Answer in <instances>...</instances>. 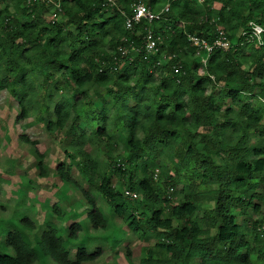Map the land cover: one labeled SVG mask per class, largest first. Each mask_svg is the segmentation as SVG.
<instances>
[{
  "label": "trees",
  "instance_id": "trees-1",
  "mask_svg": "<svg viewBox=\"0 0 264 264\" xmlns=\"http://www.w3.org/2000/svg\"><path fill=\"white\" fill-rule=\"evenodd\" d=\"M131 2L158 10L164 0H61L64 21L48 23L45 1L0 0V94L17 101L18 119L33 114L49 134L63 130L71 140L65 152L88 187L137 239H155L139 264H258L264 261V0H177L165 21L126 29ZM250 22L263 29L260 44ZM148 26L169 55L158 81L152 68L160 53L149 56L141 47ZM220 28L227 49L214 45ZM132 47L138 54L128 59L123 52ZM239 47L251 51L244 56ZM187 50L196 56L183 61ZM52 90L60 97L51 109ZM199 128L210 132H194ZM119 141L123 153L115 154ZM36 155L45 176L43 155ZM55 171L80 187L89 225L106 229L93 193L64 163ZM249 210L261 213L250 229L239 221ZM80 229L73 223L67 236L76 238ZM5 241L14 254H0V264H35L38 255L18 230ZM39 246L58 264H83L100 252L78 245L71 259L50 226Z\"/></svg>",
  "mask_w": 264,
  "mask_h": 264
},
{
  "label": "rangeland",
  "instance_id": "rangeland-1",
  "mask_svg": "<svg viewBox=\"0 0 264 264\" xmlns=\"http://www.w3.org/2000/svg\"><path fill=\"white\" fill-rule=\"evenodd\" d=\"M39 1H45L46 8L43 13L45 23L64 21L65 15L59 6L61 0ZM132 4L133 2L130 5ZM22 19H26L25 15L21 16ZM165 20L166 18L163 21ZM160 24L162 23L157 25ZM219 30L225 32L223 28ZM103 43L105 48L112 52V46L108 44L106 38L103 39ZM164 45L162 38L157 37V48L153 53L148 54L150 56V54L160 53L152 68V77L157 81L162 73V66L169 59ZM239 48L238 51L244 56L251 51L249 47ZM187 53V56H181V60L188 61L196 56V54L191 55L188 50ZM137 54L136 47L126 48L123 52V55L128 59H132ZM245 62L248 63L246 59ZM205 65L206 59H202V64L198 69L200 74L204 73ZM54 91L50 92L52 98H46L51 109L60 97ZM90 94L93 99H96L93 90H90ZM251 101L254 102V100ZM96 105L98 108L100 107L98 102ZM18 113L17 101L7 91H2L0 94V254H14V249L6 243L5 238L8 231L16 229L24 240L35 249L38 255L35 264H58L48 255H43L39 246L41 233L50 226L57 236L63 238L64 247L69 250L71 259L75 255L76 247L84 245L89 253H93L97 249L100 252L94 260L86 261L83 264H139V260L145 255L144 248L153 245L155 239L148 241L137 239L134 234L129 232L121 219L111 211L106 200L88 187L87 182L75 165L69 161L65 152L66 149H69L71 140L63 130L49 134L43 124L33 122V114L25 119H18ZM194 132L201 135L208 134L210 131L199 128ZM24 136L30 141L23 140ZM256 141V139H252L251 143L254 144ZM198 148H201V144H198ZM118 152L123 153L120 141L114 153ZM36 153L43 155V163L47 168L45 176L38 174L36 163L39 158ZM59 163L67 165L70 176L78 182V185L93 193L92 196L95 197L97 206L108 219L106 229H94L89 225L87 213L90 211V206L77 184L66 183L60 179L55 171ZM262 177L264 179V171ZM157 178L158 176H155L156 180ZM180 187L181 184H178L176 189H180ZM136 195L139 197L137 193ZM254 202L256 203L257 200ZM260 217V212L249 210L248 214L241 216L239 221L250 229L251 223ZM26 218L33 224L30 225ZM75 222L80 223L81 229L76 238H70L67 236L68 229ZM260 245L264 246V238ZM126 250L130 251L129 258L126 257ZM258 264H264V261Z\"/></svg>",
  "mask_w": 264,
  "mask_h": 264
},
{
  "label": "built area",
  "instance_id": "built-area-1",
  "mask_svg": "<svg viewBox=\"0 0 264 264\" xmlns=\"http://www.w3.org/2000/svg\"><path fill=\"white\" fill-rule=\"evenodd\" d=\"M177 0H164L160 9L155 10L152 9L148 4L144 2H138L131 5L132 15L124 14V25L126 29H132L135 24L140 23L142 20L146 21L148 25H150L154 21H162L164 19L165 13H167L170 9V5L172 2ZM203 1V0H198ZM251 26V35L256 38L257 43H261L260 35L263 32V29L256 23L250 22ZM190 39L196 45H201L207 51H210L212 46L208 45L204 40H198L197 38L190 36ZM215 46L221 47L223 49L228 48V40L226 38L225 32L223 30H218V36L214 42ZM141 47L144 51L149 54L153 53L157 48V39L154 37L152 29L148 26L146 28V32L143 36V41ZM174 72H180V66H174ZM125 195L129 198H136L137 195L133 191L125 190Z\"/></svg>",
  "mask_w": 264,
  "mask_h": 264
}]
</instances>
